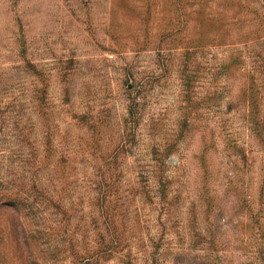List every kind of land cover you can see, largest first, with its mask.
Returning a JSON list of instances; mask_svg holds the SVG:
<instances>
[{"label": "rangeland", "instance_id": "1", "mask_svg": "<svg viewBox=\"0 0 264 264\" xmlns=\"http://www.w3.org/2000/svg\"><path fill=\"white\" fill-rule=\"evenodd\" d=\"M0 264H264V0H0Z\"/></svg>", "mask_w": 264, "mask_h": 264}]
</instances>
